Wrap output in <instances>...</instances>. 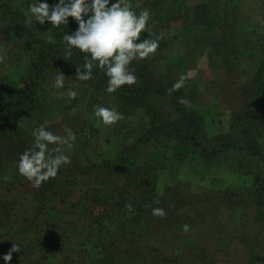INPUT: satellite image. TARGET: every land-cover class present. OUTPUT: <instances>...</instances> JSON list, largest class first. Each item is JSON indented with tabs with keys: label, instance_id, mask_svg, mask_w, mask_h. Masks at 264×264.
Instances as JSON below:
<instances>
[{
	"label": "rangeland",
	"instance_id": "1",
	"mask_svg": "<svg viewBox=\"0 0 264 264\" xmlns=\"http://www.w3.org/2000/svg\"><path fill=\"white\" fill-rule=\"evenodd\" d=\"M148 1L132 0V4L137 12L145 8L150 10L151 25L156 21V15L157 19L165 17L163 25L156 34L153 33L160 37L159 47L151 55L153 61H150L156 76L168 78L172 75L173 78L179 77L181 73L187 75L185 96L192 98L191 108L199 114L207 139L227 133L241 134L242 130L234 123L232 112L241 111L243 103L241 95H234L238 90L233 82L237 76L241 77L240 81L243 83L249 81L257 69L260 73L264 72L262 57L258 54L259 46L264 44V0H162V4L155 9ZM47 2L51 5L57 1ZM28 3L29 0H0V26L10 21L7 27L9 38L5 37L4 32L1 33L0 27V92H31L30 95L22 93V97L17 99L9 116L11 122L26 130L25 133L31 138L32 130L45 121L47 127L57 134L65 135L66 129H71L76 140L72 148L64 146L63 150L71 157L78 151L76 145L80 144L85 165L114 160L124 146L143 132L147 121L128 114L127 109L114 97L74 82L69 76L65 77L62 87L53 86L57 73L55 70L41 77L37 86L28 90L27 73L33 60L29 46L38 42L36 38L48 39L52 27L46 22L43 25L36 22L27 11ZM221 22L228 31L227 40H233L239 51L230 54L227 59L218 56L213 48ZM18 23L26 25L31 31L33 40L30 44H27L29 36L16 25ZM21 37L25 41L23 44L27 46L16 47V40L19 38L22 41ZM69 90H75L77 95L69 97ZM261 94L258 101L259 117L264 118V88ZM154 100L155 104L170 109L164 99ZM97 104L115 108L123 113L124 118L113 125L102 124L92 114L93 105ZM260 141L264 146V140L260 138ZM212 149L209 145L206 153H202L201 148L192 145L189 147L185 142L173 140L169 142L166 154H163L157 149L156 143L151 141L131 161V167L140 166L146 160L156 165L158 195H162L166 188L176 189L178 184H183L185 187L179 186L180 193H190L200 198L208 196V199L221 192L228 195L238 192L237 195L240 196L246 187L255 185L254 176L264 175V166L259 165L248 154L233 149H222L219 152ZM19 154H15L17 160ZM1 173L0 198L6 194V188L11 194L23 191L31 193L37 189L32 182L17 185L13 181V165ZM49 204L45 209L52 213L53 207ZM240 204L244 207V200ZM181 207L187 210L189 203L185 201ZM240 209L232 214V221L222 219L223 225L216 236H211L212 230L205 231L198 221L187 222L180 218L169 226L167 233L164 232V242L161 245L147 234L141 235L140 231L138 236H134L135 240H140L134 248L135 258L120 256L111 264H264V261L257 260L260 254L264 256V248L259 247L263 241L259 231L262 222L252 225L251 220H247V224L246 219H240ZM97 212L98 209H95L94 215ZM187 212L192 216V212ZM127 217L129 214L126 212L118 215L119 219ZM17 220L16 217L12 218L4 228H0V236L15 232ZM245 222L247 225L241 226ZM117 223L118 221L113 224L111 233ZM86 224L87 238L83 240L81 247L63 250L50 237L40 241L39 251L45 264H103L101 251L95 248L96 227L92 218ZM138 225L145 229L142 220L137 225L134 224L132 230L138 231ZM185 225L188 227L185 228ZM116 234L119 233L111 235ZM257 234H260L259 240L251 243V238ZM107 236L103 237L101 234L97 238H103V243L109 245L110 241L105 240ZM127 239L129 238L123 236V240ZM139 244L149 248L141 249ZM148 251L154 253L147 254ZM156 252L178 257V261L154 259ZM2 260L0 259V264ZM207 260L211 263H207Z\"/></svg>",
	"mask_w": 264,
	"mask_h": 264
},
{
	"label": "trees",
	"instance_id": "2",
	"mask_svg": "<svg viewBox=\"0 0 264 264\" xmlns=\"http://www.w3.org/2000/svg\"><path fill=\"white\" fill-rule=\"evenodd\" d=\"M148 3L155 9L157 5L162 4V0H149ZM155 19L156 21L151 25V31L154 34L163 25L165 17L157 19L156 15ZM9 23L2 24V26L5 25L3 28L0 26L1 33L4 32L5 37L8 38L10 35L7 29ZM46 23L50 24V22ZM220 24L221 28L218 37L213 42V48L218 56L227 59L230 54L239 51L233 40H227L226 32L228 33V31L222 22ZM16 25L29 36L27 44H30L33 40L31 31L24 24ZM76 27L77 23L69 17L68 25H60L58 28L51 27L48 39L36 38L38 42L33 43L32 47L29 46L33 60L31 69L27 73V89L36 87L37 81L50 71L57 72L59 70L65 77H71L74 82L89 86L98 93L114 97L119 104L127 109L128 114L146 120V127L129 145L124 146L112 161L102 160L94 165H85L80 150L82 146L77 144L78 151L70 157L71 162L62 165L56 177L42 183L35 192L23 191L11 194L6 188V194L0 198V228H4L12 218L16 217L18 220L15 232H11L7 236H0V239H4L0 242V253H6L13 243H20V251L13 253L10 264H45L39 251L40 241L50 237L63 250L71 249L74 246L81 247L83 240L87 238L86 228L88 225L86 221L92 218V223L96 227L95 248L100 249V258L103 264H111L120 256L129 259L135 258L134 248L137 247L140 240H135L134 236H138L140 231L141 235L147 234L161 245L164 242L162 238L165 235L164 232L167 233L169 226L180 218L187 222L198 221L205 231L211 229V236H216L220 233L223 225L222 219L232 221V214L240 208V219L251 220L252 225L262 222L259 231L262 233L263 241L259 247L263 249L264 175L254 176L255 185L246 187L240 196L237 195L238 192H235V195L221 192L211 199H208V196L200 198L192 196L190 193H180L179 186H184L183 184H178L176 189L166 188L162 195H158L156 192L158 179L156 165H152L146 160L140 166L131 167V161L140 154L143 146L151 141L156 143L157 149L161 153L166 154L165 150L169 147V142L176 140L185 142L189 147L192 145L201 148L202 153H206L209 145L218 152L222 149H233L248 154L259 165L264 166V146L260 141V138L264 140V118L259 117L258 104L264 88V72L260 73L257 69L247 81L248 83L240 81V76H237L233 82L235 88L241 92L237 91L234 95H241L243 109L232 112V117L243 134L227 133L214 136L209 140L203 132L199 114L191 108L192 98L185 96L187 83L181 89L169 94L168 89L178 77L156 76L150 65V61L154 59L153 56L133 61L130 67L138 77L137 82L133 85H124L115 93L104 91L107 77L100 68L93 69L94 78L91 80L76 79V67L84 63L85 54L78 49H73L71 57H64L65 45L62 41L64 33H71ZM19 38L16 40V47L25 45L23 37H21L22 41ZM258 50L264 67V44L260 45ZM22 93L31 94V92L14 94L13 92H0V174L13 165V181H16V184L20 186L30 181L19 174L15 154L31 147L33 137L31 138L29 134L25 133L26 130L12 123L9 116H11L17 99L22 97ZM180 97L187 98L190 104L179 103ZM155 98L164 99L170 109L167 110L165 106L155 104ZM237 103L239 104V100ZM157 199L159 200L158 204L154 202ZM243 200L244 207L240 206ZM185 201L189 203L187 210L192 212V216L181 207ZM48 203L52 204V213L45 209ZM129 203L132 205L131 209L126 207ZM154 207L164 208L166 214L163 217L154 216L152 214ZM52 209L49 208V210ZM95 209H98L96 215H94ZM120 212L128 213L129 217L119 219ZM142 220L145 229L138 225V231L132 230L133 225H137ZM117 221L114 232L119 234L113 236L111 234L114 232L110 231ZM247 224L245 222L241 226ZM101 234L103 237L109 235L105 239L110 241L109 245L103 243V238H97ZM229 235L227 236L228 240L230 239ZM259 235L250 237L251 243L259 240ZM123 236L129 239L123 240ZM139 246L141 249L149 248L141 244ZM248 248L251 249L250 246ZM149 253L154 252L148 251L147 254ZM168 255L156 252L153 258H159L161 261L169 260V262L171 260L178 261V257L174 258L172 255ZM263 258L264 256L260 254L257 260L264 261ZM207 263H211V261L207 260ZM2 264H5L3 260Z\"/></svg>",
	"mask_w": 264,
	"mask_h": 264
},
{
	"label": "clouds",
	"instance_id": "3",
	"mask_svg": "<svg viewBox=\"0 0 264 264\" xmlns=\"http://www.w3.org/2000/svg\"><path fill=\"white\" fill-rule=\"evenodd\" d=\"M27 11L41 25L50 22L52 27L58 28L68 25L69 17L77 23L74 31L65 32L62 37L64 57H71L73 49L84 53V63L76 67V79L91 80L94 78L93 69L100 68L107 77L104 89L107 93L135 84L138 77L130 65L133 61L149 58L159 47L160 37L151 31L150 10L135 11L132 0H57L51 5L47 0H29ZM187 78L181 73L168 89L169 94L184 87ZM64 81V74L58 70L53 86L62 87ZM68 95L74 98L77 92L69 90ZM179 103L189 105L190 101L181 97ZM92 114L104 125H113L124 118L123 113L115 108L101 104L93 105ZM32 137L31 147L19 154L16 167L20 175L40 187L56 177L62 165L71 162L63 147L72 148L76 135L71 129H66L65 135L57 134L47 127L45 121L32 130ZM154 202L158 204L159 200ZM126 207L131 209L132 205L129 203ZM152 214L163 217L166 213L164 208L154 207ZM2 241L4 239H0ZM20 248V243H13L0 259L10 264L13 253L19 252Z\"/></svg>",
	"mask_w": 264,
	"mask_h": 264
}]
</instances>
